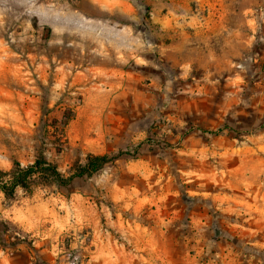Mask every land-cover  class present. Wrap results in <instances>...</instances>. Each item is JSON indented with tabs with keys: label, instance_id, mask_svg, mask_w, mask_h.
<instances>
[{
	"label": "rangeland",
	"instance_id": "1",
	"mask_svg": "<svg viewBox=\"0 0 264 264\" xmlns=\"http://www.w3.org/2000/svg\"><path fill=\"white\" fill-rule=\"evenodd\" d=\"M42 137L112 160L0 192V264H264V0H0V169Z\"/></svg>",
	"mask_w": 264,
	"mask_h": 264
},
{
	"label": "trees",
	"instance_id": "2",
	"mask_svg": "<svg viewBox=\"0 0 264 264\" xmlns=\"http://www.w3.org/2000/svg\"><path fill=\"white\" fill-rule=\"evenodd\" d=\"M72 116L69 117L65 113L63 119L65 127L73 119ZM200 131L205 132L204 129H200ZM45 144L46 139L42 137L38 155L33 163L23 165L19 161H14L10 170L0 169V192L5 197L14 198L19 190L32 194L36 188L40 187H68L75 179L92 177L112 160L108 155L88 154L85 164L76 160L72 167V172L69 175H64L58 165L50 161L45 155ZM58 150L60 152L61 147ZM123 155H131V152L122 151L119 153V156Z\"/></svg>",
	"mask_w": 264,
	"mask_h": 264
}]
</instances>
